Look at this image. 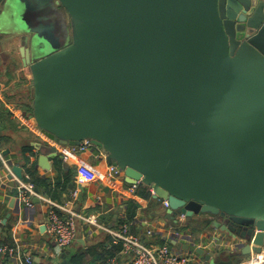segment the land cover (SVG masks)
I'll return each mask as SVG.
<instances>
[{
  "label": "water",
  "instance_id": "95a60500",
  "mask_svg": "<svg viewBox=\"0 0 264 264\" xmlns=\"http://www.w3.org/2000/svg\"><path fill=\"white\" fill-rule=\"evenodd\" d=\"M0 35L20 47L33 121L57 146L43 170L89 140L168 203L162 224L213 218L224 244L196 248L203 264L262 253L264 0H0Z\"/></svg>",
  "mask_w": 264,
  "mask_h": 264
},
{
  "label": "crops",
  "instance_id": "0c3cea01",
  "mask_svg": "<svg viewBox=\"0 0 264 264\" xmlns=\"http://www.w3.org/2000/svg\"><path fill=\"white\" fill-rule=\"evenodd\" d=\"M19 49L17 44L9 45L0 35V155L8 166L20 167L22 175H25L19 151L24 146H30L36 154L38 177L52 184L57 180L62 184L66 181L68 185L58 202L38 193L41 197L39 202L26 208L18 202L15 180L0 160V240L11 238L10 246L15 248L12 257L0 256V264H25V257L31 258V264H59L62 261L60 255H55L54 241L45 229L48 202L64 205L81 215L93 216L105 229L115 231L127 224L129 233L146 246L166 244L174 253L191 255L192 264H203L194 252L196 248L209 252L212 249L210 244L213 250L223 247L222 240L210 242L215 235L210 228L213 219L210 215H195L182 223L166 221L162 224L165 216L163 201L154 199L152 194L149 200H136L140 208L136 210L133 220L126 223V204L135 192H126L127 184L122 172L112 178L106 176L107 169L113 164L101 148L90 147L81 153H69L67 161L61 158L66 150L63 149L56 158L47 161L50 169L43 170L38 157L47 149L57 146L35 125L32 113L26 111V107L32 109V84ZM72 192H77L75 200L71 199ZM3 221L5 223L2 225ZM76 225L75 241L61 254L66 264H71L78 255H83L80 264H131L130 257L115 251V246L120 243L114 242L104 229L81 221H77ZM172 241L188 245L189 249L178 250L170 244ZM251 256L254 257V254Z\"/></svg>",
  "mask_w": 264,
  "mask_h": 264
},
{
  "label": "built area",
  "instance_id": "2783aa9c",
  "mask_svg": "<svg viewBox=\"0 0 264 264\" xmlns=\"http://www.w3.org/2000/svg\"><path fill=\"white\" fill-rule=\"evenodd\" d=\"M91 147L89 140H83L77 146H70L62 154V160L67 161L68 154L81 153ZM0 160L6 171L15 180V187L17 191L18 202L26 207H33L34 199H41L38 193L35 191V187L30 183L27 175H22V179H17L11 171L10 166L6 164L2 156ZM120 173V170L115 165H110L106 171L107 177H115ZM142 185L140 182H136L133 185H127L126 192L133 194L136 189ZM151 194L152 191L149 189ZM77 192H72L71 199L75 200ZM49 203V209L46 215V232L52 237L55 247V255H61L66 249H68L76 239L77 234V221H81L84 224L92 225L96 228L104 229L114 240V242L121 243L120 254L130 257L131 264H192L193 258L189 254H177L174 253L170 247L166 244L157 245L154 247H148L143 244L137 237L131 235L128 230V225L124 224L119 230L105 229L99 225L96 218L93 216H85L73 212L64 205H57L52 202ZM163 207L168 208L166 201L162 202ZM185 220L184 216L178 217V222L182 223ZM15 254V248L13 246L1 245L0 256L3 258L12 257ZM253 254V253H252ZM251 254V255H252ZM250 255V256H251ZM25 264H31L30 257H25ZM248 262L242 264H264V252L261 254H254V257H249Z\"/></svg>",
  "mask_w": 264,
  "mask_h": 264
},
{
  "label": "trees",
  "instance_id": "16d2710c",
  "mask_svg": "<svg viewBox=\"0 0 264 264\" xmlns=\"http://www.w3.org/2000/svg\"><path fill=\"white\" fill-rule=\"evenodd\" d=\"M26 108H27L26 111L29 114H31L32 113L31 107L29 106ZM19 153L23 161L25 175L28 176L30 183L33 184V186L37 190V193L44 195L45 197H47L52 201L58 202L59 197L65 191L68 183H66L65 181L62 184L59 182V180H57L52 184L49 180L39 178L35 169L36 154L33 152V149L30 146L22 147ZM139 188L140 187L136 189L135 194L130 197V200L126 204V208H125L126 223H130L133 220L136 210L140 208L136 200L137 199L149 200L151 196L149 188L146 187H141L140 189ZM11 244H12L11 238H4L0 240V246L1 245L10 246ZM121 248H122L121 243L117 244L115 246V251L118 253L121 251ZM82 258L83 255H78L74 257L71 261V264H80Z\"/></svg>",
  "mask_w": 264,
  "mask_h": 264
},
{
  "label": "rangeland",
  "instance_id": "374dc122",
  "mask_svg": "<svg viewBox=\"0 0 264 264\" xmlns=\"http://www.w3.org/2000/svg\"><path fill=\"white\" fill-rule=\"evenodd\" d=\"M13 70H14V68H13ZM206 223L209 224V221L207 220Z\"/></svg>",
  "mask_w": 264,
  "mask_h": 264
}]
</instances>
